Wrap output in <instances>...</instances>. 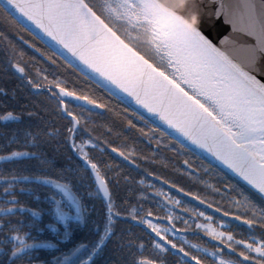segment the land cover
I'll use <instances>...</instances> for the list:
<instances>
[{"label": "flooded vegetation", "instance_id": "flooded-vegetation-1", "mask_svg": "<svg viewBox=\"0 0 264 264\" xmlns=\"http://www.w3.org/2000/svg\"><path fill=\"white\" fill-rule=\"evenodd\" d=\"M16 64L24 68L23 73L16 69ZM51 81H60L61 87L74 92L75 96L54 95L59 93V88L50 84ZM37 84L39 88L34 87ZM101 88L31 31L0 13V117L8 112L19 117L18 120L0 119V155L13 151L38 152L42 153L41 159L50 162L49 167L41 170L39 161L34 158L0 161V176L52 175L56 178L54 173L64 169L71 177L73 170L81 169L79 175L83 181L78 177L76 183L87 208L83 220L70 221L65 235V226L57 224L50 211L53 205L47 198L51 191L36 184L17 183L14 194L20 204L39 215L34 217L29 211H17L0 217V221H10V226L18 228L21 235L27 233L29 243L35 239L41 245L51 246L31 249L22 260L11 257L8 227L0 228V264H56L79 244L89 246L79 256V259H87L85 252L90 253L91 245L103 235L107 201L102 193L96 194L91 169L84 170L82 157L71 147L67 129L72 122L64 113V106L79 118L76 142L91 139L96 145L86 146L85 151L108 181L113 211L119 213L113 217L112 234L92 256L90 264H139L141 260H153L156 264H195L191 256L179 251L180 247L197 256L203 264H219L221 258L230 264H254L251 259L240 256L241 252L259 261V256L244 245L229 242L226 236L222 242L205 229H198L196 224L211 225L216 232L231 233L234 241L257 245L264 240V220L260 219L264 215V201L184 144L181 147V142L171 135L161 138L162 128ZM84 96L95 100L96 104L79 99ZM86 103L88 106L83 105ZM100 104L106 107H98ZM130 120L134 127L129 124ZM150 129L158 130L154 135H146ZM48 131L56 135H44ZM29 132L33 135H27ZM38 132L39 146L34 147L32 139ZM4 187L7 185L0 180V205L6 199ZM26 187L32 191L21 193L20 189ZM181 188L183 192L179 191ZM161 192L181 203H168ZM245 198L250 203H246ZM197 211L203 212L204 217H196ZM169 215L174 219L169 221ZM145 220H151L160 229L172 228L173 231L163 233L167 240L162 239ZM184 220L188 221L187 225ZM248 220L254 223L249 225ZM168 240L177 248H172ZM158 243L166 251L156 247ZM229 243H232L231 248ZM193 245L208 251L197 250ZM212 252L220 255L214 257Z\"/></svg>", "mask_w": 264, "mask_h": 264}, {"label": "snow or ice", "instance_id": "snow-or-ice-1", "mask_svg": "<svg viewBox=\"0 0 264 264\" xmlns=\"http://www.w3.org/2000/svg\"><path fill=\"white\" fill-rule=\"evenodd\" d=\"M94 7L99 8L101 14H107L114 23L124 25L125 35L130 43L121 39L85 0H0V13L5 19L11 18L25 30H28L29 25H34L52 41L67 49L91 73L98 74L101 78L98 82L102 86L112 85L122 90L148 113L158 117L168 129L177 134L173 138L178 143L179 137H184L211 153L264 195V3L258 6L253 0H243L242 5L237 6L242 8L239 13L243 23L241 30L254 39V43L241 46L242 60L217 47L205 36L196 25L195 16L189 22L173 6L162 0H102V3ZM132 44L145 46L161 67L146 59ZM15 67L19 72H24L19 64ZM84 70L81 68V71ZM50 84L59 88V93L54 95L61 98L75 96L74 92L61 87L60 81H51ZM34 87L39 88L40 85ZM49 91L51 92V88ZM79 99L96 104L88 96ZM98 107L104 108L106 105L100 104ZM63 111L72 122V126L67 129L71 147L82 157L84 170L91 169L97 186L96 194L102 193L107 201V222L103 235L91 245L90 253L85 252L87 259H79V256L89 246L79 244L70 249L63 259H58L56 264H90L92 256L112 234L113 217L119 216V213L113 211L108 181L85 151L86 146L96 145L91 139L79 144L76 142L79 118L68 112L66 106ZM140 118L144 119L143 116ZM0 119L18 120L19 117L8 112ZM129 124L132 125L131 120ZM157 130L150 129L145 134L154 135ZM140 131L143 133V129ZM27 135L33 134L29 132ZM39 135L38 132L33 136L34 147L39 146ZM44 135L51 137L56 133L48 131ZM168 135L172 133L162 131L161 138ZM120 155L123 156L124 153L121 152ZM41 156L42 153L38 152L13 151L8 155H0V161L14 162L21 157L34 158L39 161L41 170H44L50 166V162L41 159ZM184 163L188 165V161ZM80 172L81 169H75L69 177L64 169H60L54 173L56 178L52 175L0 176V180L7 185L3 188L6 199L0 205V217H7L17 211H29L32 216H38V212L20 204L14 188L20 182L44 186L52 193L47 199L53 205L50 211L55 222L65 226L67 235L70 221L83 220L87 212L76 183L78 177L83 181ZM31 191L30 187L20 189L21 193ZM179 191L183 192L184 189ZM160 194L168 203H181L170 199L163 192ZM196 199L199 200L200 197L197 196ZM245 202L250 203L247 198ZM148 215L151 216V213ZM195 216L204 217V213L197 211ZM167 219L171 221L174 216L169 215ZM206 219L210 220L211 217ZM260 219L264 220V215ZM144 222L165 240L167 236L162 234L173 231L172 228L160 229L151 220ZM246 222L249 225L254 223L253 220ZM183 223L187 225L188 221L184 220ZM3 227H8L10 233L7 242L12 244L11 257L22 260L31 249L51 246L41 245L35 239L29 243L28 234L21 235L18 228L10 226V221H0V228ZM196 227L205 229L210 236L221 239L222 242L226 236L227 241L244 245L248 251H254L259 256V261L255 257H246L244 252L240 256L245 257V260L251 259L254 264H264V240L254 245L246 241H234L231 233L216 232L211 225L197 223ZM167 242L172 248H177L171 240ZM156 247L166 251L159 243ZM193 247L205 253L208 251L200 249L198 245ZM228 247L231 248L232 243ZM179 251L185 256H191L195 264H203L197 256L185 252L183 247ZM211 255L216 257L220 253L212 252ZM139 264L156 262L141 260ZM219 264L230 262L221 258Z\"/></svg>", "mask_w": 264, "mask_h": 264}, {"label": "water", "instance_id": "water-1", "mask_svg": "<svg viewBox=\"0 0 264 264\" xmlns=\"http://www.w3.org/2000/svg\"><path fill=\"white\" fill-rule=\"evenodd\" d=\"M162 2L173 6L174 10L178 14L183 15L189 22H191V18L195 16L196 25L200 28L204 35L212 40L217 47L235 56L238 60L243 59L241 46L254 43V39L247 36L246 33L241 30L243 28V23L240 19L239 13L242 11V8H237V6L242 5L243 0H162ZM253 2L259 6L264 3V0H253ZM222 4L224 5L223 8L221 7ZM28 30L58 53L63 59L67 60L80 72L102 88L106 89L113 96L147 117L164 131L172 133V137L177 135L173 130L168 129L167 125L163 124L158 117L148 113L146 109L138 105L131 96L124 93L122 90L117 89L112 85L102 86L101 83L98 82V80L101 79L98 77V74L91 73L90 70H88L86 66L82 65L76 57H73L67 49L63 48L55 41H52L50 37L41 32L34 25H29ZM81 68H84L85 70L81 71ZM78 103L81 104L82 102L78 100ZM83 105L88 106V103ZM179 140L182 144L202 156L207 161L211 162L232 178L236 179L249 190L253 191L264 201V195H261L251 184L245 181L227 165L216 159V157L211 153L192 144L191 141L184 137H179Z\"/></svg>", "mask_w": 264, "mask_h": 264}, {"label": "trees", "instance_id": "trees-1", "mask_svg": "<svg viewBox=\"0 0 264 264\" xmlns=\"http://www.w3.org/2000/svg\"><path fill=\"white\" fill-rule=\"evenodd\" d=\"M85 3H87L90 7H93V10L97 12V15H101V18L105 20L106 23L109 24L110 27L113 28V30L123 39L126 43H130V41L127 39L125 35L124 25L116 24L112 20H110L107 17V14H101L99 8L94 7L96 5H99L102 3V0H85ZM131 46L135 47L136 51L140 52V54L144 55L145 58L149 59L150 61L154 62L152 55L150 52L146 50L145 46L139 45V44H132ZM103 89V88H101ZM104 90V89H103Z\"/></svg>", "mask_w": 264, "mask_h": 264}, {"label": "rangeland", "instance_id": "rangeland-1", "mask_svg": "<svg viewBox=\"0 0 264 264\" xmlns=\"http://www.w3.org/2000/svg\"><path fill=\"white\" fill-rule=\"evenodd\" d=\"M154 59H155V58H154ZM155 61L157 62L158 66H159V67H161V65H160L159 61H158V60H156V59H155ZM151 62H152V61H151ZM152 63H153V64H155L154 62H152ZM155 65H156V64H155ZM156 66H157V65H156ZM158 66H157V67H158Z\"/></svg>", "mask_w": 264, "mask_h": 264}]
</instances>
